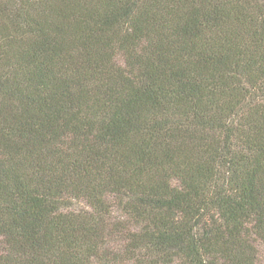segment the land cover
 I'll return each mask as SVG.
<instances>
[{"label":"trees","instance_id":"trees-1","mask_svg":"<svg viewBox=\"0 0 264 264\" xmlns=\"http://www.w3.org/2000/svg\"><path fill=\"white\" fill-rule=\"evenodd\" d=\"M264 0H0V264H262Z\"/></svg>","mask_w":264,"mask_h":264},{"label":"rangeland","instance_id":"rangeland-1","mask_svg":"<svg viewBox=\"0 0 264 264\" xmlns=\"http://www.w3.org/2000/svg\"><path fill=\"white\" fill-rule=\"evenodd\" d=\"M262 264H264V262Z\"/></svg>","mask_w":264,"mask_h":264}]
</instances>
